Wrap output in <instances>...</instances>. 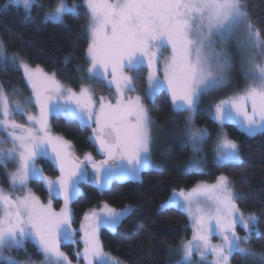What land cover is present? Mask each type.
Wrapping results in <instances>:
<instances>
[{
  "label": "snow or ice",
  "instance_id": "obj_1",
  "mask_svg": "<svg viewBox=\"0 0 264 264\" xmlns=\"http://www.w3.org/2000/svg\"><path fill=\"white\" fill-rule=\"evenodd\" d=\"M10 3L23 6L26 20L31 19L34 6L44 7L37 0ZM78 7L58 0L45 12V19L62 22L66 12L78 14ZM85 7L90 17L89 67L78 69L87 74V79L81 78L79 90L59 81L54 72L33 67L19 52L9 54L0 42V60L21 70L32 92L24 103L10 101L0 85V133L4 134L0 138V165L6 168L5 161L17 164L16 170L8 173L12 191L0 188V260L6 264H35L3 255L4 249H24L26 240L43 255L40 264H72L61 245L77 243L83 244V251L74 254L85 264H124L104 251L100 228L114 229L131 209L118 211L104 203L99 210L85 213L80 228L74 229L70 205L80 194V181L89 174L104 189L115 178L135 179L152 166L155 122L141 96L126 95L137 90L135 82L140 79L139 75H128L129 71L148 70L147 98L166 90L174 111L193 114L185 121L186 135L193 153H202L210 133L194 126V114L203 95L230 81L233 56L223 45L239 29L235 45L243 57L240 70L249 83L242 92L219 100L209 109L221 126L214 145L216 164L239 162L241 158L238 142L223 130L226 122L238 124L249 136L264 132V39L244 0H85ZM164 51L170 55L165 56ZM161 66L163 79L158 75ZM94 79L114 89V103L95 96L89 84ZM32 105L38 109L36 113L28 111ZM54 112H63L89 127L90 141L105 158L98 161L91 153L83 159L75 155L71 142L51 129L49 117ZM16 115L25 116L27 122L18 123ZM8 144L11 147H3ZM40 157L50 159L59 176L44 175L36 163ZM193 160L196 167L204 166L203 158L194 156ZM32 180L44 183L49 193L46 203L29 188ZM17 189L22 195H15ZM53 196L63 200L59 211L53 207ZM239 198L229 177L220 175L214 183L200 182L191 190H177L163 203V207L183 206L192 219L194 235L192 240L181 242L177 264H230L234 253L258 257L264 264V252L246 246L253 232L261 236L258 217L242 212L236 202ZM238 225L246 235L237 233ZM213 235H219L222 242L212 243ZM194 252H198L199 261L192 259ZM209 254L213 261L207 260Z\"/></svg>",
  "mask_w": 264,
  "mask_h": 264
},
{
  "label": "trees",
  "instance_id": "obj_2",
  "mask_svg": "<svg viewBox=\"0 0 264 264\" xmlns=\"http://www.w3.org/2000/svg\"><path fill=\"white\" fill-rule=\"evenodd\" d=\"M58 0H37L44 7H33L31 19H24L23 6L17 7L9 0H0V39L9 54L19 52L20 56L31 65H40L46 71L56 73L63 82L79 86L81 78L87 77V48L90 43L86 25L89 13L83 0H66L76 2V13L66 12L62 22L46 20L45 12L51 10ZM246 10L252 23L264 39V0H244ZM7 5V7H5ZM68 63H65V59ZM9 63V62H8ZM147 69L140 71L136 81L138 89H144ZM244 76L241 75L240 78ZM0 82L10 97H14L13 88L28 90L21 70L13 64L0 65ZM97 91L110 92L111 89L101 79L92 80ZM150 114L156 123L153 127L152 159L159 165L142 171L137 181L138 200L133 211L126 215L115 230L103 226L100 236L103 246L112 253L122 257L128 264H176L169 257L171 248L184 237L190 236L192 230L189 218L181 207H163V202L174 189L190 188L200 181H210L220 175H227L237 190L239 208L257 214V227L261 233L251 235L250 247L264 252V132L249 136L236 123L226 122L225 130L240 147L239 162L229 161L217 165L211 160L201 170L187 169L191 147L182 136L186 113L176 112L169 93L162 90L154 99H146ZM196 122L206 126L210 133L209 140L218 133L220 125L202 108L196 113ZM53 129L65 139L73 142L75 148L84 153L96 150L90 141L91 129L76 119L55 115L52 117ZM211 147V145L209 146ZM52 168V167H51ZM54 169V168H53ZM40 196L45 199L47 191L41 181L32 180ZM95 201L107 200L114 206H121V183L113 181L98 192ZM138 216L152 230L154 235L140 238L137 233ZM34 254H40L32 245ZM5 254L21 255L22 249H4ZM239 253L233 256V262H240ZM0 264H6L0 260Z\"/></svg>",
  "mask_w": 264,
  "mask_h": 264
},
{
  "label": "rangeland",
  "instance_id": "obj_3",
  "mask_svg": "<svg viewBox=\"0 0 264 264\" xmlns=\"http://www.w3.org/2000/svg\"><path fill=\"white\" fill-rule=\"evenodd\" d=\"M9 2H10V0H9ZM112 2H115V0H112ZM66 3H67L68 6H72L74 4L77 5L76 2L69 3L68 1H66ZM82 4L85 5V0H83V3ZM49 11H51V10H49ZM44 18H45V15H44ZM89 23H90V17H89L88 24L86 25V31H87V29L89 27ZM239 33H240V30L238 29L237 30V33L234 34V36L232 37V39L227 44L223 45V47H225L232 54V56H233V67H232V69H231V71L229 73V75L231 77L230 81L225 86H223L222 88L213 90V91L208 92L205 95H203L201 97V100L199 102V105L197 107V110L199 108H202V109H204L210 115V112H209L210 107H212L215 103L219 102V100H221V99H225V98L230 97V96H232L234 94H237V93L242 92L244 90L245 86L249 83L248 79H246V73L245 72H241V70H240L241 69V60L243 59V57H242L240 51L237 49V47L235 45V40L237 39V36L239 35ZM89 39H90V36H89ZM0 42H2L1 39H0ZM217 47H221V45H217ZM163 54L165 56H168V55H170V52L169 51H164ZM16 63L18 64L19 62L17 61ZM5 64H9L10 65L12 63L11 62L8 63L6 61L0 60V65H5ZM36 66H40V65H35L33 67H36ZM40 67L43 68L42 66H40ZM46 72L52 73V72H49V71H46ZM127 74L128 75H132V76H137V75L140 74V72L137 73L135 71H129ZM158 75L160 76L161 79H163L162 66H161V70L158 71ZM241 75H243L244 77L243 78H240ZM147 76H148V70L146 72V83H145L144 89H142V90L138 89L137 83L135 82V85H136V89L137 90L135 92L127 93L126 95L127 96H130V97H135L137 95L141 96L143 103L148 108L147 101H146L147 97L145 96V91H146V89L148 87V85H147ZM57 79L59 81H61L62 83H64L65 85H67L69 87H72V88H74L76 90H79V86L80 85L79 86H72V85H69V84L63 82L59 78H57ZM84 79H87V77H85ZM89 84L93 86V90H94L95 96L97 98L99 96H104V97H106L108 99H111L113 101V103L115 102V95L116 94H115L114 89H111L110 92L97 91L96 88H95V86H94V84H92V81H90ZM0 85H2L1 82H0ZM27 86H28V90H26V91L23 90V89H21V91L20 90L15 91V94L16 95L14 97H10L7 94V92L5 91V89H4V91L9 96L10 101L19 100L21 103H24L29 98L32 97V92L30 90V86L28 84H27ZM154 98H152V99H154ZM148 110H149V108H148ZM197 110H196V112L194 114V126L197 127V128H207L206 126L200 125V124H198L196 122V113H197ZM28 111H30L31 113H36L38 111V109L34 105H32V106L29 107ZM149 113H150V111H149ZM185 113H186L185 121H186V119H187V117L189 115H193L192 113H189L187 111H185ZM55 115H63L65 117H71V116L66 115L63 112H60V113L54 112L49 117V122H50L51 129H52L53 133L56 134V135L62 136L61 134H59L58 132H56L53 129V127H52V117L55 116ZM150 116H151V114H150ZM14 118L17 120L18 123H21V124H25L27 122L26 121V117L25 116H22V115H16ZM71 118H74V117H71ZM155 125H156V123H154L152 125V134H153V127ZM220 129H221V126L219 128V131H220ZM181 130H182V136L184 135L185 140L189 143V145L191 147V154L189 156L190 162H188L186 165L181 164L182 167L185 166V168H187V169L201 170L205 166V164L207 162H209L211 160L215 161L214 145H215V142H216V139H217V134L212 138V140L207 139V141L204 144V151L202 153H195L194 154L193 151H192L191 142L188 140L187 135H186V130H187L186 123H185L184 127ZM223 130L225 132H227L225 130L224 125H223ZM91 135H92V132H90V137H91ZM3 136H4V134L3 133H0V138H3ZM229 137L232 138L231 136H229ZM232 139H234V138H232ZM68 141H70V140H68ZM71 144L73 146V150H74L75 155L79 156L81 159H83V157H84V155L86 153H91L92 156L96 160H98V161L99 160H103L105 158L103 155H101L99 153V151L97 149V146H95L96 147L95 148L96 150H88V151H86L84 153H80L75 148V146L73 145V142H71ZM210 145H211V147H209ZM3 147H11V144L3 145ZM194 156H195V159H201V158H203L205 160L204 166L202 168H198V167L195 166L194 160H193V157ZM151 157H152V155H151ZM36 163L39 165V167H41L43 169L44 175H46V176H48L50 178H53V179L56 178L57 176H59V172L56 169L55 164L50 159H48L46 157H40V158L37 159ZM5 164H6V168H5L4 165H0V188H3L5 190V192H10V191H12V186H11V183L9 181L8 173L14 172L16 170V168H17V164L15 162H13V161H5ZM153 167L154 168H157V167H159V165L157 163H155L153 161V159H152V166L150 168H153ZM89 172L91 173L90 166H89ZM141 174H142V172L140 173L139 177L138 178H135V179H133V178H115V179H113L111 181V183L113 181H118V182L121 183V201H122L121 206H114L111 203H109L107 200H101L99 202L95 201L94 198H96V196L98 195V192L100 190H102V189L99 188L98 185L95 183L94 177L91 174H89L84 180L80 181V184H79L80 194L77 195L74 198L73 202L70 205V207L72 209V212H73V224H72V227L74 229H79L81 223H83V217H84L85 213H87L90 209H94V208L97 209V210H99V207L102 204H104V203L109 204L111 207L116 208L118 211L119 210H123V209H131V211L128 213V214H130L133 211V209H134V207L136 205V202L138 200V186H137V181L141 178ZM212 181L213 180L206 181V182H208V183H214ZM31 182L32 181H29V185H28L29 188L37 196H39L40 199L43 202L46 203L48 201V198H49V193L47 192L46 198L43 199L40 196V194L36 191V189L34 188V186L31 184ZM196 185L197 184L193 185L190 188H181V189L186 190V191L187 190H191ZM232 188H233L234 192L237 193V190L235 189V187H234L233 184H232ZM181 189H174L171 192V194L169 195V197L165 201H167L172 196V194L175 191L181 190ZM15 195H22V192L19 189H17L16 192H15ZM52 204H53V207L56 209V211H59L63 207V200H62V198L53 196L52 197ZM178 207H181L187 213L192 232H191L190 236L184 237L177 245H175V246H173L171 248L169 257L176 264L181 259V255H182V253L179 251V249L181 248V242L182 241H190V240H192L193 235H194V229L192 227V219L190 218L189 213L187 212V210L183 206H178ZM241 211L244 212L246 215L247 214H255L257 216V214L254 213V212H248V211H244L242 209H241ZM117 226L114 229H112V230H115L117 228ZM101 228H100V230H101ZM236 231L241 236L247 234L239 225L237 226ZM137 233H138L139 237L140 238H143V239L152 237L154 235V233L152 232V230L142 221V219L139 216H138ZM77 239L79 240V233L77 235ZM100 239H101V236H100ZM211 239H212V243H214V244H220L222 242L221 239H220V237H219V235H213ZM101 241H102V239H101ZM32 245H34V244L31 242V240H26L25 241V245H24V249H22V250H24V253L23 254H21V255L18 256V255H16V253L15 254H5L4 251H3V255L4 256H11V257H13L15 259H18L20 261H32V262H35V264H40V262L43 261L44 257H43V255L41 253L40 254H34V250L32 249ZM246 246L247 247H250V245H246ZM12 249H15V248H12ZM25 249H26V251H25ZM61 249H62V251H64L68 255L69 259L72 261V264H85V262L82 259H79L78 260V258L74 254L76 251H81V252L83 251V244L82 243L71 244V245H64V244H62L61 245ZM104 251L112 254L115 257H118L120 260H122L124 262V264H128L125 259H123L122 257H120V256L112 253L111 251L107 250L105 247H104ZM255 251H257V250H255ZM257 252H263V251H257ZM238 255L240 256V262L234 263L233 262V256L234 255H233L231 257V259H230V264H261L260 259L258 257L257 258H251V257H243L240 254H238ZM192 259L195 260V261H199L200 260V257H199L198 252H194L193 253ZM207 260L208 261H213L214 260V257L211 254H209L207 256Z\"/></svg>",
  "mask_w": 264,
  "mask_h": 264
},
{
  "label": "crops",
  "instance_id": "obj_4",
  "mask_svg": "<svg viewBox=\"0 0 264 264\" xmlns=\"http://www.w3.org/2000/svg\"><path fill=\"white\" fill-rule=\"evenodd\" d=\"M216 181V179H214L212 182H215ZM200 182H206V181H200ZM200 182H198V183H200ZM198 183H196V184H198Z\"/></svg>",
  "mask_w": 264,
  "mask_h": 264
}]
</instances>
